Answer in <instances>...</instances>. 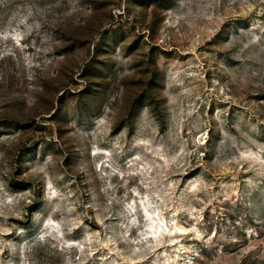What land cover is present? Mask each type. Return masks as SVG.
Returning a JSON list of instances; mask_svg holds the SVG:
<instances>
[{"label": "rangeland", "instance_id": "1", "mask_svg": "<svg viewBox=\"0 0 264 264\" xmlns=\"http://www.w3.org/2000/svg\"><path fill=\"white\" fill-rule=\"evenodd\" d=\"M0 264H264V0H0Z\"/></svg>", "mask_w": 264, "mask_h": 264}, {"label": "bare ground", "instance_id": "2", "mask_svg": "<svg viewBox=\"0 0 264 264\" xmlns=\"http://www.w3.org/2000/svg\"><path fill=\"white\" fill-rule=\"evenodd\" d=\"M156 232V231H155Z\"/></svg>", "mask_w": 264, "mask_h": 264}]
</instances>
